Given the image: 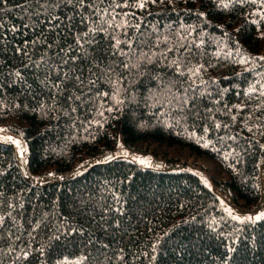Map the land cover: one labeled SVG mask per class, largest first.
Segmentation results:
<instances>
[{
  "label": "trees",
  "instance_id": "1",
  "mask_svg": "<svg viewBox=\"0 0 264 264\" xmlns=\"http://www.w3.org/2000/svg\"><path fill=\"white\" fill-rule=\"evenodd\" d=\"M87 2L99 13L80 11L107 29L96 34L98 46L84 45L91 54L87 58L75 35L88 31V22L81 24L76 16L69 28L70 6L54 13L60 20L40 23L20 7L25 0L0 4V129L8 133L0 139L24 144L16 156L29 176H21L12 146L0 142V264H38L36 249L42 246L47 264L65 258L74 264L83 256L88 257L83 264H224L229 245L236 249L229 264H264V220H234L222 204L234 212L250 211L261 197L264 97L249 89L264 84L259 59L264 57V5L248 0L221 10L213 0H145L143 7L140 0ZM112 36L132 42L131 49L120 45L129 56H96L97 47L115 43ZM201 41L182 65L184 76L166 66L177 55L169 48ZM41 58L59 66L48 86L42 83L43 68L34 67ZM125 61L139 67L125 69ZM108 65L115 70L108 72ZM93 73L99 79L84 97L88 102L70 101L69 96L89 91ZM75 76L84 80L83 88ZM184 90L197 97L198 117L191 105L181 111L175 97ZM117 99L124 103L117 105ZM135 147L161 161V170L120 156L97 163ZM232 149L241 155H228ZM83 162L94 165L72 180L36 181L71 173ZM37 221L43 222L33 231ZM61 224L83 235L62 236L49 248ZM29 244L28 261L16 260Z\"/></svg>",
  "mask_w": 264,
  "mask_h": 264
},
{
  "label": "snow or ice",
  "instance_id": "2",
  "mask_svg": "<svg viewBox=\"0 0 264 264\" xmlns=\"http://www.w3.org/2000/svg\"><path fill=\"white\" fill-rule=\"evenodd\" d=\"M144 2L145 0H140L139 6L143 7L144 6ZM153 3H155V0H152ZM213 2L215 3V6L221 10H226L228 8L233 7L236 4H244L247 3L248 0H213ZM253 2H255V0H253ZM7 0H0V4H6ZM260 3L262 5H264V0H260ZM32 5H35L34 8H32ZM71 7L73 10V15H69L67 16V21H68V25L69 28H71L72 26V21L76 18V16H80V23L84 24L85 22H88V31L84 32L83 34H76L75 35V40H76V45L82 50L83 56L84 58H87L89 55H91L90 53L87 52V50L84 48L85 44L88 45H99L100 41L96 39V34L100 33V32H107V29H105L103 27V23L100 24H96V22L94 20H90V18L88 16H84L83 12L80 11L82 9H84L85 7L87 8H91L93 11V15H96L99 13L100 9L96 8L93 6L92 3H88L87 0H25V3L20 5L21 8L24 9L25 14L29 17V19L31 20L33 17L36 18V21L40 22V23H51V21L53 20H60V17L58 15H55L54 13H56L57 10H61L64 8H68ZM31 8V11H29V9ZM105 14H107V12L105 11ZM200 15H204V13H200ZM43 16L45 17V20L41 21L39 18ZM48 17H50L51 19H48ZM264 18V17H262ZM254 23H256L254 21ZM28 25H25V27H27ZM109 27H111V25H109ZM116 27H120V25H117ZM112 40L115 41L114 44L110 45V48H106V49H100L99 47H97L96 49V56L98 57H104L106 54H109V58L110 56H114L116 55L117 52H119V54L121 56H129V53H126L123 51V49L120 48V45L122 43H127L129 45V49H131V41H121L119 39H117L115 36L111 37ZM204 42L201 41L200 44H192V47H189L188 44H182L180 45L179 48H169L168 51L172 52L175 51L177 53L176 58L171 60L169 63L166 64L167 67L169 68H174L175 69V73L177 76H184L185 72L183 70L182 65H184L187 62H190V58L192 56H194L196 53L192 50L193 48H200V46L203 44ZM51 47V46H49ZM64 51V50H62ZM68 51H71V48L68 49ZM143 54L141 56V59H143ZM78 59V57H72L73 61H76ZM165 59H167V57H165ZM259 59L264 60V57H260ZM148 63H152V59L148 58ZM63 63H67V61H63ZM102 63V60H98L96 63V67L100 68V65ZM240 63H246V61L244 59L240 60ZM34 67L37 70H40L41 68H43L44 72H45V79L44 81H42V83L45 84V86H48V78L50 73L53 70H57L59 71V66L58 65H51L48 63L47 60H45L44 58H41L40 61L36 62ZM123 67L125 69H128L130 67H139V64L137 65H130L127 61H125L123 63ZM202 67V65L200 66ZM115 70V66L113 65H108L107 66V71L108 72H113ZM197 71H199V68H197ZM189 72H191V70L189 69ZM15 75L19 78L21 76L20 72L17 71L15 73ZM93 76L95 77V73H93ZM64 77L66 80H70L72 79V77H69V75L67 73L64 74ZM74 79L77 81L78 85L83 88L84 87V80L81 78V76H75ZM97 79H99V77H95L93 79H89L88 80V87H89V91L88 92H82L81 95H75V96H69L68 99L70 101H74V102H81V103H87L88 101L84 100L85 96H90L91 95V86L96 84ZM203 83V82H202ZM172 86H175L174 82L172 83ZM54 87H56L57 89L60 88V85H54ZM193 91H195V89H193ZM249 92L251 93H259L260 96L264 97V84H261L259 89H257L255 86H252L249 89ZM205 93H200V95H204ZM249 93H245V95H248ZM104 96H108V93H104ZM134 99V97H133ZM176 101L178 102V104L181 106V111L185 110V109H189V106L191 105L190 110L193 112L194 116H199V112L195 111V104H196V100L197 97L195 95L189 97L187 94V90H184L183 95H177L175 97ZM124 103V101L117 99L116 100V104L120 105ZM258 110H260L261 106L258 105ZM72 112H75L76 109L72 108L71 109ZM109 111H111V109H109ZM208 112H211V109L208 110ZM259 119V117L257 118ZM233 120H235V116H233ZM215 127L217 129H219L221 127V125L219 123L215 124ZM223 127L227 128L228 125H224ZM208 131V128H205V132ZM249 131H252L251 129H249ZM262 135H264V133H262ZM231 140H236L235 136H229L228 137ZM223 139V138H221ZM9 141H12L11 137H8ZM14 143H16L17 145L19 144V141H13ZM205 148H208L210 146L209 143H205L203 145ZM261 149L264 150V145H260ZM214 151H219V149H213ZM243 151H247V149H244ZM232 153H235L237 156L241 155V152H237L236 149H232V152L228 153V155H231ZM115 157H107V160H112ZM225 159H227V156L225 157ZM101 161H97V163H100ZM239 162V161H238ZM140 163H144L143 160L140 161ZM261 163H264V161H261ZM257 167H260V164H257ZM50 175H52L50 173ZM23 207V205H21V208ZM107 211V210H105ZM117 211L119 212L120 209H117ZM229 216L234 219V220H240L242 223H249V224H255L257 221H261L264 220V212H260L259 214L255 215L254 217L252 215H248L246 217H244L243 219L239 216H235L232 215L231 210H229ZM46 218V217H45ZM195 219V218H193ZM43 221H37L34 225H33V231H35L36 228H39L41 223ZM4 224V217L0 216V228H2ZM115 227H119V222L117 221L115 224ZM212 231H215L214 228V224H209L208 226ZM80 232L81 235H83V231L80 229H77L76 227H71V230L69 231V227L65 226L63 224H61L60 226L57 227L56 229V234H54L53 236H51L49 238V242H48V247L51 248L54 242H59L61 240V237H65V238H70L73 235H75L77 232ZM167 235V234H166ZM17 239H19V237H17ZM93 241H91V239L89 240V243H92ZM160 243V241H157L156 245H153V253H156L157 250V245ZM104 247H107L106 245ZM177 248H180V245H177ZM15 249L10 248V252H14ZM182 251V250H181ZM236 251V249L234 247H232L231 245H229L227 247V255L226 258L224 260V264H229V261L231 260V254L234 253ZM36 252L38 253V264H47V260L45 258V247L42 246L39 249H36ZM32 254V250H31V246L30 244L28 245L27 249H22L21 252L19 254H17L16 256V260H22V261H28L30 255ZM179 254V253H178ZM147 255V254H145ZM88 257L87 256H83L81 257L79 260L75 261L74 264H83V261L87 260ZM152 261L156 260V255H152L151 257ZM15 264V262H14ZM57 264H69V262L67 261V258H65L62 261H57Z\"/></svg>",
  "mask_w": 264,
  "mask_h": 264
},
{
  "label": "rangeland",
  "instance_id": "3",
  "mask_svg": "<svg viewBox=\"0 0 264 264\" xmlns=\"http://www.w3.org/2000/svg\"><path fill=\"white\" fill-rule=\"evenodd\" d=\"M2 134L8 135L7 132L0 129V136ZM16 141H17V139H16ZM0 142L13 145V151H14L15 156H16V149H17L16 143L14 144L12 142H7V141L1 140V139H0ZM139 150L140 149L138 147H135L123 155H121V154L118 155L117 153H115L113 156L116 158L119 156L122 158H127V159L131 160L135 165H137L141 168H150L151 164L153 163V160L150 157H147L144 153H141ZM16 158H17V156H16ZM141 160L144 161L143 164L140 163ZM88 163L89 162H83L77 168H80L83 165H87ZM69 174L70 173L63 174V175L47 174L45 176L36 178V181L37 182H50L51 180L52 181H58L61 179H66L69 176ZM26 177H29V176L27 175ZM260 189H261L260 201H259L258 205L250 211L234 212L231 209H229V207L226 205V203L224 201H223L224 203L222 202V204L224 207H226L228 209V211L231 210L232 215L239 216L242 219L248 215H252L254 217L255 215L259 214L260 212H264V163L261 166V187H260Z\"/></svg>",
  "mask_w": 264,
  "mask_h": 264
},
{
  "label": "water",
  "instance_id": "4",
  "mask_svg": "<svg viewBox=\"0 0 264 264\" xmlns=\"http://www.w3.org/2000/svg\"><path fill=\"white\" fill-rule=\"evenodd\" d=\"M16 147H17V149H22V148H24V144L21 141H19V144L18 145L16 144ZM109 156L113 157L112 154L104 155L103 157L100 158V160H99V161H101L100 163L104 164V163L111 161V160H107V157H109ZM93 165H94L93 163H88L85 168H81V167L77 168L76 170L72 171L65 180H72V179L82 175L88 169H90ZM17 167H18V170H19L22 177H26L28 175V172L26 171L24 166H20L19 164H17ZM152 167H154L157 170H161L162 162L159 160H153V163L151 164V168Z\"/></svg>",
  "mask_w": 264,
  "mask_h": 264
},
{
  "label": "bare ground",
  "instance_id": "5",
  "mask_svg": "<svg viewBox=\"0 0 264 264\" xmlns=\"http://www.w3.org/2000/svg\"><path fill=\"white\" fill-rule=\"evenodd\" d=\"M17 159V158H16ZM17 162H18V159H17ZM18 164H19V162H18ZM20 165V164H19ZM20 166H22V165H20ZM83 168H85V167H83Z\"/></svg>",
  "mask_w": 264,
  "mask_h": 264
}]
</instances>
